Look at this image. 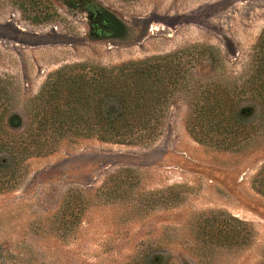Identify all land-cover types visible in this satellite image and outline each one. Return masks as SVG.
<instances>
[{
	"label": "rangeland",
	"instance_id": "obj_1",
	"mask_svg": "<svg viewBox=\"0 0 264 264\" xmlns=\"http://www.w3.org/2000/svg\"><path fill=\"white\" fill-rule=\"evenodd\" d=\"M100 11L111 27L93 26ZM263 28L264 0H0V264H264V100L249 79ZM185 48L197 54L153 136L57 137L44 123L37 96L58 69ZM218 86L244 116L229 149L188 130ZM231 216L244 244L200 238Z\"/></svg>",
	"mask_w": 264,
	"mask_h": 264
},
{
	"label": "trees",
	"instance_id": "obj_2",
	"mask_svg": "<svg viewBox=\"0 0 264 264\" xmlns=\"http://www.w3.org/2000/svg\"><path fill=\"white\" fill-rule=\"evenodd\" d=\"M255 48L249 79L264 100V28ZM189 49L111 67L76 63L58 69L44 81L37 96L49 105L42 109L44 123L51 119L52 134L57 137L96 136L103 141L133 143L144 135L153 136L171 93L188 77V57L197 54ZM230 94L225 86H218L193 101L188 130L196 140L213 141L224 149L236 143L227 139L236 138L235 132L242 126L239 120L244 116L232 109ZM230 220L204 225L199 229L200 238L213 245L244 244L245 223L232 216Z\"/></svg>",
	"mask_w": 264,
	"mask_h": 264
},
{
	"label": "flooded vegetation",
	"instance_id": "obj_3",
	"mask_svg": "<svg viewBox=\"0 0 264 264\" xmlns=\"http://www.w3.org/2000/svg\"><path fill=\"white\" fill-rule=\"evenodd\" d=\"M94 22L92 23L94 27H97L98 25H101L103 27H111L112 21L109 16L105 15L104 12L100 11L99 13L97 12L96 14L90 15Z\"/></svg>",
	"mask_w": 264,
	"mask_h": 264
}]
</instances>
